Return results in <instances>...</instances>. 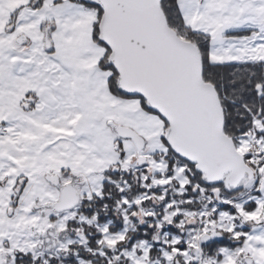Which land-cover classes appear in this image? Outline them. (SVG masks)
Listing matches in <instances>:
<instances>
[{"label": "snow or ice", "instance_id": "snow-or-ice-1", "mask_svg": "<svg viewBox=\"0 0 264 264\" xmlns=\"http://www.w3.org/2000/svg\"><path fill=\"white\" fill-rule=\"evenodd\" d=\"M0 264H264V0H0Z\"/></svg>", "mask_w": 264, "mask_h": 264}]
</instances>
